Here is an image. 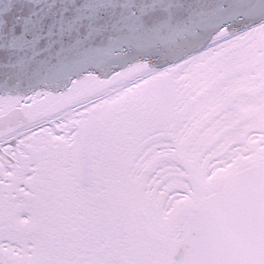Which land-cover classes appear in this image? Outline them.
<instances>
[{
  "label": "snow or ice",
  "instance_id": "obj_1",
  "mask_svg": "<svg viewBox=\"0 0 264 264\" xmlns=\"http://www.w3.org/2000/svg\"><path fill=\"white\" fill-rule=\"evenodd\" d=\"M0 264H264V0H0Z\"/></svg>",
  "mask_w": 264,
  "mask_h": 264
}]
</instances>
